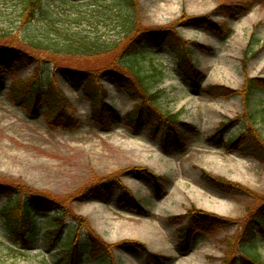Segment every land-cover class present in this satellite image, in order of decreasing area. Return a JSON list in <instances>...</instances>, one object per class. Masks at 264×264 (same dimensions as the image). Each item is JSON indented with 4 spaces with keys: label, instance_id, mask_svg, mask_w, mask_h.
Masks as SVG:
<instances>
[{
    "label": "rangeland",
    "instance_id": "rangeland-1",
    "mask_svg": "<svg viewBox=\"0 0 264 264\" xmlns=\"http://www.w3.org/2000/svg\"><path fill=\"white\" fill-rule=\"evenodd\" d=\"M118 1L119 8L125 7L124 0ZM223 1L232 0H138L141 25L178 23L186 16L201 14L227 21L220 31L191 23L177 25L193 51L195 67L202 74L197 80L199 87L191 84L192 73L177 69L170 52L155 51L152 59L154 64L159 60L167 64L161 79L155 74L148 77L150 90H162L159 109L164 114L176 113L179 120L195 127L194 131H188L189 141L185 148L164 151L159 125L152 134L145 118L139 133L128 128L119 118L131 104L112 80L103 82L109 92L108 101L119 115L109 124L110 128L99 127L90 117L89 102L82 91L55 72L53 61L43 56L45 61L39 62L44 73L42 80L47 81L49 75L56 77L76 107L74 116L81 122L70 128L53 129L40 114L34 115L12 102L9 80H6L5 87L0 89V179H19L34 189L67 195L84 185L91 173L101 176L128 167L145 166L160 176L157 179L162 188L159 193L151 177L130 172L122 173L121 177L147 213H137L118 204L117 193L107 203L96 198L74 201L71 203L74 213L85 217L105 241L116 243L113 248L117 264H145V252L136 250L131 244L123 245L122 240L143 242L151 251L172 256L167 264H219L228 251L229 238L237 235L243 220L264 198V163L207 142L208 135L219 122L239 117L224 133L226 139L249 128L250 124L260 138H264V90L254 93L248 109L243 98L246 77L264 78V0H257L249 13L233 19L225 18L217 10ZM105 3V0H43V11L38 18L29 27L20 29L18 6L0 0V28L12 30L9 36L13 38L9 40L18 43L27 42L30 36L52 38L59 29L68 33H106L105 36L115 39L117 32L112 31L101 15ZM201 45L212 50L203 49ZM245 50L248 51L245 53ZM64 54L67 53H57L58 57ZM108 57L75 61L87 63L84 66L97 65L107 63ZM129 61L142 73L153 74L148 58L137 55ZM32 73L33 66H30L19 76L28 78ZM207 84L231 89V93L225 98L212 99L202 91ZM167 133L170 134V129ZM200 169L239 183L250 191L247 194L221 193L201 179ZM191 207L236 222L211 236L197 238L195 247L182 253L177 246V224L169 220V216ZM39 220L43 222L42 216ZM67 221L72 222L70 218ZM45 230L39 226L30 247L10 254L6 248L10 240L0 229V264H61L60 254L52 260L60 240L51 245L44 238ZM257 250L264 261L262 234L257 240ZM83 264L98 262L86 258Z\"/></svg>",
    "mask_w": 264,
    "mask_h": 264
},
{
    "label": "trees",
    "instance_id": "trees-1",
    "mask_svg": "<svg viewBox=\"0 0 264 264\" xmlns=\"http://www.w3.org/2000/svg\"><path fill=\"white\" fill-rule=\"evenodd\" d=\"M105 1L106 3L103 5L101 15H103V21H107V25H111L110 28L112 31L117 32L118 35L115 39L108 38L105 36L106 33H81L80 31L68 33L59 29L58 31L56 30L57 32L55 31V34L53 33L52 38L30 36L27 42L21 40L23 42L18 43L17 41L9 40L13 38V36H9L12 30L10 31L7 28L8 31L0 28V85L3 83L5 75L13 76L15 71L17 69L19 70L24 64L32 63L40 54L49 55L48 52H50L52 54L49 56L54 61L56 70L60 71L72 83L79 87L84 83L83 92L92 103L93 117L106 116L104 107L106 105L108 106V103L106 104L105 102L108 92L99 81L101 77H105L115 80L134 102L133 108L129 111L132 114L128 119L130 123L139 120L140 111L143 106H146V114L154 122L153 129L158 121H162L165 124L174 121L176 119L175 113L164 116L158 107L162 90H150L151 85L149 84L148 77L159 74L161 77L158 79H161L163 76L161 64L153 65L150 61L149 67L152 69L153 74L148 76L142 73L135 63L132 65L129 60L131 57L133 58L141 54V50L146 45H150L153 48L163 45L176 53L178 65L180 62H188L190 60L189 55L191 54V50L178 31L177 25L186 22L195 24L208 23L212 25L213 23L210 17L207 14L186 16L178 23L173 22L167 25L146 26L141 25L139 22L138 0H124L123 5L125 7L121 8H119L118 0H109V3H107V0ZM1 2L7 4L12 2L15 6H18V27L20 29L29 27L38 18L37 15L43 11V0H1ZM250 5L251 2L245 5H237L234 0L223 1L217 7V10L223 15H238L245 10L247 11ZM246 51L248 50H245V53ZM57 53H67L73 56L64 54L63 57L61 55L58 57ZM103 55L109 56L107 63L97 65L88 63L90 65L84 66L87 63L75 61L83 59L92 60V58H99ZM143 55L150 59L154 54L151 51ZM34 75L28 79L14 78L12 84L13 95L17 96L19 94L21 96V94H26V101L30 102L34 108L37 107V104L44 103L49 110L50 119L54 120L56 125H64L70 118V114L67 113V108H71L70 100L53 80L46 85V89H42L38 83L40 79L38 69L35 70ZM210 88L224 96L231 93V89L222 88L219 85L208 86L207 90L209 89V93H211ZM225 90H227V94H224ZM261 90H264V79L253 77L245 78L243 98L246 102V108L254 93ZM248 116L251 119L253 118L252 114ZM225 127L226 124L222 122L216 132H222ZM171 136L176 145L182 146L187 141L185 134L178 130H175ZM163 138L164 140H169L167 137ZM235 138L224 143L228 150H237L242 154L252 155L264 163V138H260L258 131L253 128L252 124ZM208 140L214 144L221 142V139L216 134L213 137L211 135ZM125 170L154 176V173L145 166L128 167L123 171ZM121 172L119 170L101 176H96V174L91 173L84 185L79 187L75 192L67 195H52L46 191L45 193L39 192L28 188L19 179H0V194L10 198V203L4 206L0 212L2 215L1 221L3 223V229L18 235L17 237L19 239L27 242L25 236L35 224V210L48 212L54 208L57 212L54 213L52 221L57 224V227L52 233L54 236H58L63 226L64 212L61 210L70 211V202L73 198L86 199L91 196H99L106 199L114 189H119L121 192L119 196L120 202H125L129 207L134 208L132 205L135 200L134 196L123 185L120 177ZM201 176L205 181L212 183L223 193L237 191L247 194L250 191L239 183L227 181L204 170L201 171ZM22 191L31 192L30 202H22L13 198L15 194ZM187 213L195 214L198 217V221L192 222L188 218L187 222L180 226L179 231L183 241L188 240L189 232H193L200 227H210V231H215V229H219L233 221L229 218L193 207L189 208ZM76 218L79 226L85 225L89 227L88 221L85 218L82 216H77ZM171 219L177 220L178 218L173 216ZM244 221L242 230L235 237L233 236L234 238H229L231 245L229 242L227 243L229 244V248L225 253V257L221 259V264H232L235 253L243 255L245 260L250 264H264L260 252L249 247L254 243L252 239L253 223L260 225L262 228L264 226V198L258 202ZM87 238L89 245H91V257L94 259L102 258L103 260L100 264H107V258H110L108 264H113L111 261L112 245L104 242L91 229H89ZM69 242L71 245L63 252L67 256L66 264H78L80 260L78 251L80 245L78 244V237L76 238L75 233H73V239L71 238ZM122 242H129L137 247L145 248L143 243L135 240H123ZM6 248L10 254L16 253L15 250L8 246ZM4 263L7 262L5 261Z\"/></svg>",
    "mask_w": 264,
    "mask_h": 264
}]
</instances>
